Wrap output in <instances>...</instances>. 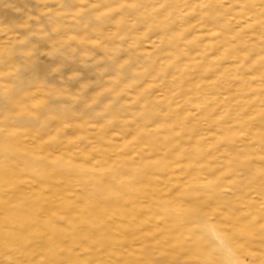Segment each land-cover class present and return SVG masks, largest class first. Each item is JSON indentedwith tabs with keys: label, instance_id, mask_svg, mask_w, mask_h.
I'll use <instances>...</instances> for the list:
<instances>
[{
	"label": "rangeland",
	"instance_id": "rangeland-1",
	"mask_svg": "<svg viewBox=\"0 0 264 264\" xmlns=\"http://www.w3.org/2000/svg\"><path fill=\"white\" fill-rule=\"evenodd\" d=\"M0 264H264V0H0Z\"/></svg>",
	"mask_w": 264,
	"mask_h": 264
},
{
	"label": "bare ground",
	"instance_id": "bare-ground-1",
	"mask_svg": "<svg viewBox=\"0 0 264 264\" xmlns=\"http://www.w3.org/2000/svg\"><path fill=\"white\" fill-rule=\"evenodd\" d=\"M17 179V177H16ZM6 203H1V206H6ZM47 207V206H46ZM48 208V207H47ZM91 209H94L93 207H91ZM11 210V212L9 213L11 216L13 215L14 217H17L18 223H20L14 237H8L7 240L9 242H20L22 241L24 238L26 237H35L36 235H38L39 232H42L44 234V239H42L41 245L42 246H46L49 248V253L50 256H53L54 254V250L56 249V247H58V245H60V241L58 240H54V238L52 237L54 234L56 235H60L63 233V230L56 227V229H53L52 227L48 226L47 222L45 221V219H40L39 223L35 226V227H28V220L27 217H19L17 215V211L14 209H9ZM52 209H47L45 212V217H48L49 215H51ZM97 210V209H96ZM95 209L92 211H96ZM42 213V212H41ZM80 223L81 221H83L82 219L79 218ZM49 223V222H48ZM78 227V226H77ZM80 236V235H79ZM78 239V237H73V240L76 241Z\"/></svg>",
	"mask_w": 264,
	"mask_h": 264
}]
</instances>
